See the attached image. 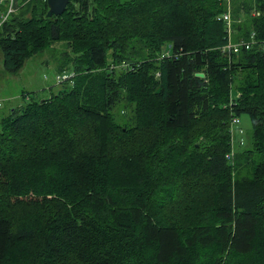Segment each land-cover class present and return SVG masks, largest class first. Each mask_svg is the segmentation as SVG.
<instances>
[{
    "label": "trees",
    "instance_id": "trees-1",
    "mask_svg": "<svg viewBox=\"0 0 264 264\" xmlns=\"http://www.w3.org/2000/svg\"><path fill=\"white\" fill-rule=\"evenodd\" d=\"M225 1L18 0L4 70L65 41L71 77L0 118V264H264V0H231V55Z\"/></svg>",
    "mask_w": 264,
    "mask_h": 264
},
{
    "label": "rangeland",
    "instance_id": "rangeland-1",
    "mask_svg": "<svg viewBox=\"0 0 264 264\" xmlns=\"http://www.w3.org/2000/svg\"><path fill=\"white\" fill-rule=\"evenodd\" d=\"M225 2L226 9L231 13L232 23L233 21L240 22L241 19H234L231 0H226ZM13 6L17 10L18 5ZM240 17H243V13H241ZM234 33L231 35L232 38L235 36ZM51 46L52 48L38 52L34 57L28 59L22 70L14 74L7 73L4 70L2 52L0 50V118L7 115L12 106L22 104L24 97L31 96L35 99H43L50 96L52 92L57 91L60 76H58L59 72L57 71L58 62L54 56H59L61 52L69 50V47H67L65 41L55 42ZM66 74L70 75L71 72L67 71ZM232 96H235V94H232ZM116 116L117 120L122 122L123 118L119 114H116ZM239 117L240 123L238 126L243 129V133L237 131L236 138L238 140L242 138L244 140L243 145H246L248 142L246 139H248L252 129L251 118L247 113H242ZM230 122L228 127H230ZM230 132L232 134L231 127ZM237 148L235 151H237Z\"/></svg>",
    "mask_w": 264,
    "mask_h": 264
},
{
    "label": "built area",
    "instance_id": "built-area-1",
    "mask_svg": "<svg viewBox=\"0 0 264 264\" xmlns=\"http://www.w3.org/2000/svg\"><path fill=\"white\" fill-rule=\"evenodd\" d=\"M13 5H14V0H10L8 11L6 12L5 15L3 14L0 16V26L4 22L6 17L8 16V13L15 10V7ZM221 17H222L223 21L225 22L226 27L228 28V38H229L227 43L223 44L221 46V50L224 53H226L227 55H231L232 53L239 52L241 50V48L248 49L251 45H253L254 43L257 42L255 40V34L254 33H252L250 35V38L248 40H243V39L232 40V37H231V35H232V28H231L232 18H231L230 11L229 10L224 11L222 13ZM70 77H71V75L64 73L62 76L59 77V82H62L63 80L70 78ZM239 123H240V117L239 116L236 115L235 117H232L231 122H230V127L232 130V134L230 132V134H231L230 141L232 142V144H231L232 148L228 153H226V157L228 159H233L235 156L234 153H235V146H236L235 142L237 140V138H236L237 131H239L240 133H243V129L238 126ZM239 141L242 145L244 144V140L242 138H240Z\"/></svg>",
    "mask_w": 264,
    "mask_h": 264
},
{
    "label": "water",
    "instance_id": "water-1",
    "mask_svg": "<svg viewBox=\"0 0 264 264\" xmlns=\"http://www.w3.org/2000/svg\"><path fill=\"white\" fill-rule=\"evenodd\" d=\"M68 2L69 0H47V5H49L47 16L61 15L66 9ZM196 74L200 77L205 76V74L202 72H198ZM157 91L159 92L160 89H158Z\"/></svg>",
    "mask_w": 264,
    "mask_h": 264
},
{
    "label": "crops",
    "instance_id": "crops-1",
    "mask_svg": "<svg viewBox=\"0 0 264 264\" xmlns=\"http://www.w3.org/2000/svg\"><path fill=\"white\" fill-rule=\"evenodd\" d=\"M16 3H18V0H14V5H16Z\"/></svg>",
    "mask_w": 264,
    "mask_h": 264
}]
</instances>
